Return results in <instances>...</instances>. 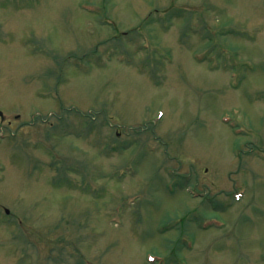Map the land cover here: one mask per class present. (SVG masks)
Returning a JSON list of instances; mask_svg holds the SVG:
<instances>
[{"label": "rangeland", "instance_id": "obj_1", "mask_svg": "<svg viewBox=\"0 0 264 264\" xmlns=\"http://www.w3.org/2000/svg\"><path fill=\"white\" fill-rule=\"evenodd\" d=\"M0 110V264H264V0H0Z\"/></svg>", "mask_w": 264, "mask_h": 264}]
</instances>
